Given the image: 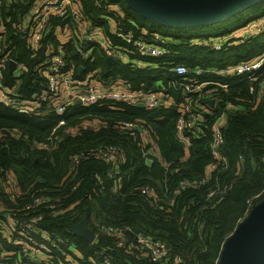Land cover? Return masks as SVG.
I'll use <instances>...</instances> for the list:
<instances>
[{
	"label": "trees",
	"instance_id": "1",
	"mask_svg": "<svg viewBox=\"0 0 264 264\" xmlns=\"http://www.w3.org/2000/svg\"><path fill=\"white\" fill-rule=\"evenodd\" d=\"M73 1L90 29L111 43H123L118 32L128 30L137 35L145 30L166 37L169 54L161 58L132 55L139 61L132 66L113 60L99 45L83 39L82 48H89L83 49L87 55L82 56L76 51L78 40L74 32L70 40H63L64 23L53 15L44 46L50 44V49L62 51L65 69L75 78L91 73L103 84L120 80L131 90L162 86L160 105L148 108L103 101L75 106L63 116L57 115L50 105L42 107L46 111L43 118H36L0 104V131L4 134V140H0V224L20 223L33 216L34 210H24L32 193L59 196L63 203L61 211L44 213L36 224L39 231L63 240L52 248L50 261L35 263L19 256V247L0 231L4 259L12 264H101L106 256L110 264H218L222 244L244 216L247 201L264 189V88L244 74L221 73L264 53V33L234 42L248 24L264 17V0L222 22L193 27L151 22L124 0ZM110 5L114 10L108 12ZM28 6L26 0H2L0 4L4 39L11 56L26 68L18 83L23 97L39 92L45 81L36 70L41 54L31 56L32 51L15 27ZM212 41L221 42L222 47L214 49L206 44ZM177 64L190 72L176 75L171 68ZM79 67L83 70L78 75ZM196 69H201V73L194 74ZM261 72L264 73V65ZM6 80L8 85L15 82L9 76ZM180 81L210 82L204 89H215L217 98L212 114L205 112L197 131L183 130L187 148L175 132L178 108L187 98L204 108L205 105L197 94L178 88ZM221 112L225 114L219 153L224 162L213 169L211 125ZM60 118H64L65 124L56 128V146L51 150L37 148L34 141L50 136ZM122 122L140 124L142 130L135 129V135H130ZM144 132L152 140L143 139ZM152 142L161 160L153 157L147 164L144 151ZM106 145L120 148L123 159L114 165L95 155H83L75 166H69L71 156ZM7 175L18 184L21 194L15 199L2 189V179ZM203 177V184L180 186L183 180L197 182ZM144 187L148 192H142ZM210 191L214 194L208 196ZM263 197L264 193L251 203ZM82 218L97 234L93 242L69 228ZM103 225L134 227L138 235L163 241L169 246V259L160 263L149 261L145 251L137 247V234L126 230V240L120 245L112 235L101 231ZM11 251L17 254L11 255Z\"/></svg>",
	"mask_w": 264,
	"mask_h": 264
},
{
	"label": "built area",
	"instance_id": "2",
	"mask_svg": "<svg viewBox=\"0 0 264 264\" xmlns=\"http://www.w3.org/2000/svg\"><path fill=\"white\" fill-rule=\"evenodd\" d=\"M97 1V0H96ZM2 0H0V4ZM29 3L27 11L23 14L20 22L16 24V29L20 37L25 41L26 45L32 51V57L41 54L40 61L37 66V71H40L45 81L42 83V88L39 92L32 93L29 97H23L18 90L19 76L26 71V68L19 64L12 56L8 48V43L4 39L3 33L5 32L0 23V104L13 109L17 112L24 113L31 117L43 118L46 111L42 107L54 108L59 116H63L67 111L75 106H92L99 104L103 101H122L129 105H135L139 102L144 104V107L155 108L160 105L161 87H156L149 90H131L126 82L115 80L111 83L103 84L92 76L91 73L86 74L82 78H75L72 73L66 70V61L62 51L57 49H50V44L44 46L43 41L47 33L50 16H56L64 23L63 40H70L72 31L78 40L75 45L76 51L82 56H86V50L89 45L82 48V41L86 39L90 44L99 45L107 56L118 62L130 63L131 65L136 62L132 55L140 57H155L161 58L169 54L167 48V38L158 33H148L142 30L140 34H133L131 31L118 32L117 35L123 40L122 44H113L102 37L101 33L90 29L86 24L83 12L76 6L73 0H26ZM114 7L108 6L107 11L111 12ZM1 20V19H0ZM264 33V17L252 21L243 30L242 35L237 37L238 40L234 42H244L257 35ZM214 49H220L222 43L212 41L206 43ZM226 44V43H225ZM86 49V50H83ZM41 52V53H40ZM13 60L15 66L12 71L9 70V63ZM264 65V53L252 60L239 63L235 66H229L222 70L224 75L244 74L247 79L256 83L260 88H264V73L261 72ZM83 68V67H82ZM83 70V69H82ZM171 71L176 75H185L190 72L184 65L177 64L171 68ZM198 75L201 69L193 71ZM9 76L15 79L14 84L8 85L6 77ZM210 82H183L180 81L177 86L183 88L187 93H195L201 98L202 104L205 108L197 105L193 99L187 98L181 107L178 108V117L175 124V132L184 142L187 148L188 143L184 139L183 130L195 129L204 120L205 112L212 114L216 105L217 98L214 95L215 89H204ZM219 87L225 88L226 84H219ZM254 86L251 85L249 90L252 92ZM213 99L214 104L210 106L206 100ZM79 100V104L75 101ZM224 112H221L211 125V142L210 152L214 157L212 168L221 165L224 162V157L219 153L220 146L223 142L222 124L224 119ZM123 125L129 129L130 135H135V129L141 131L142 126L134 122H122ZM65 124L64 118L57 120V125L52 128L50 136L43 141H34V145L39 149L51 150L56 146L57 139L54 137L56 128L59 125ZM4 134L0 131V140L3 139ZM143 139L152 140L148 132L143 133ZM83 155L98 156L108 163L117 164L123 159L122 150L117 146L106 145L101 148H94L87 152H79L70 157L69 166H75L79 157ZM145 161L147 164L152 162L153 157L159 160L160 155L156 145L152 142L150 146L144 151ZM205 181V177L197 182H190L183 180L180 186L187 185H200ZM2 189L11 199H15L21 193L18 184L15 183L14 177L7 175L1 182ZM142 192H148V188H142ZM264 193V189L256 194L252 199L247 201V209L244 216L256 204H252L253 199L259 198ZM214 192L210 191L208 196L213 195ZM264 198V197H263ZM262 198V199H263ZM62 197L50 196L49 194L32 193L29 201L25 203L24 210H34L36 212L33 216L22 222H12L8 226L9 234L8 239L19 247V256L23 255L25 258L34 261L38 259L42 261H50L51 250L56 247L58 243H63L59 237L52 238L46 231H39L36 228L37 222L42 218L43 214L50 215L51 213H58L62 209ZM43 209V212L41 210ZM6 214V217L8 213ZM243 216V217H244ZM96 226H99L97 221H94ZM130 230L128 226H101V231L107 235H112L118 244H124L125 231ZM95 233V238H96ZM137 247L145 251L147 258L151 262H165L169 259V247L160 240H153L146 235H136ZM11 255L17 254V251L11 252ZM5 255L0 252V264H9L5 259ZM22 257V256H21ZM101 264H110L108 257H103Z\"/></svg>",
	"mask_w": 264,
	"mask_h": 264
},
{
	"label": "water",
	"instance_id": "3",
	"mask_svg": "<svg viewBox=\"0 0 264 264\" xmlns=\"http://www.w3.org/2000/svg\"><path fill=\"white\" fill-rule=\"evenodd\" d=\"M128 7L136 10L151 22L171 27H193L222 22L241 13L262 0H124ZM15 66L13 60L9 70ZM82 67L77 69L79 75ZM213 106L214 100H206ZM80 101L76 100L75 104ZM144 107L142 102L136 104ZM64 136L67 132L63 133ZM184 145V142H182ZM41 179V178H39ZM6 216V214H5ZM72 232L93 242L95 232L84 218L69 225ZM130 230L138 234V230ZM167 247L168 244H166ZM39 263L38 259L34 260ZM218 264H264V198L257 202L244 216L222 244Z\"/></svg>",
	"mask_w": 264,
	"mask_h": 264
},
{
	"label": "crops",
	"instance_id": "4",
	"mask_svg": "<svg viewBox=\"0 0 264 264\" xmlns=\"http://www.w3.org/2000/svg\"><path fill=\"white\" fill-rule=\"evenodd\" d=\"M137 63L139 64V61L134 62V64H133L132 66H135ZM186 156H187V152H186ZM4 216H5V215H4ZM5 222H6V221H3V222L0 224V226H1L0 231H2V233L4 234V236L8 237L9 230H8V226L5 225ZM10 224H11V222H10ZM0 252H2L1 249H0ZM11 252H12V251H11ZM2 253L6 256L5 252H2ZM9 264H12V263H9Z\"/></svg>",
	"mask_w": 264,
	"mask_h": 264
},
{
	"label": "rangeland",
	"instance_id": "5",
	"mask_svg": "<svg viewBox=\"0 0 264 264\" xmlns=\"http://www.w3.org/2000/svg\"><path fill=\"white\" fill-rule=\"evenodd\" d=\"M238 33H239V31H238ZM238 33H237V34H238ZM238 36H239V34H238V35H236V37H238ZM141 64H144V65H145V64H146V62H142ZM243 218H244V217L240 218L239 222H240V221H242V220H243ZM239 222H238V223H239ZM236 226H237V225H236Z\"/></svg>",
	"mask_w": 264,
	"mask_h": 264
}]
</instances>
